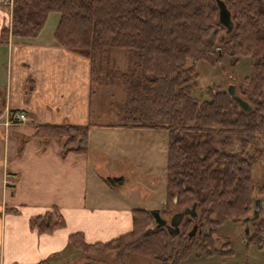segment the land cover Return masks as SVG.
I'll use <instances>...</instances> for the list:
<instances>
[{
	"label": "trees",
	"instance_id": "16d2710c",
	"mask_svg": "<svg viewBox=\"0 0 264 264\" xmlns=\"http://www.w3.org/2000/svg\"><path fill=\"white\" fill-rule=\"evenodd\" d=\"M219 1L230 14L228 34L218 22L217 0H11L10 25L1 30L0 44L37 39L49 15L58 14L53 41L89 60L90 98L96 89L113 88L118 81L124 94L119 126L167 134L161 217L169 219L173 208L182 211L195 204L198 223L206 228L201 236L187 237L193 226L187 217L179 235L170 236L155 228L149 212L137 209L132 211L131 232L107 243L87 244L82 234L70 235L69 245L81 259L114 254L119 264H126L128 255H136L159 264H180L190 256L233 254L230 243L216 249L213 237L219 226L241 224L252 212L248 157L257 139L264 140V0ZM112 51L125 53L124 72L111 62ZM222 58L232 67L243 59L249 62V74L235 87L249 113L223 90L208 88L202 101L193 97L198 89L194 64L215 69ZM90 128L37 126L34 136L63 140V157L85 155ZM103 182L109 187L122 183ZM259 192L264 193V185ZM29 225L51 234L65 222L53 208L31 218ZM250 230L247 241L263 249L264 213Z\"/></svg>",
	"mask_w": 264,
	"mask_h": 264
},
{
	"label": "crops",
	"instance_id": "0c3cea01",
	"mask_svg": "<svg viewBox=\"0 0 264 264\" xmlns=\"http://www.w3.org/2000/svg\"><path fill=\"white\" fill-rule=\"evenodd\" d=\"M7 1L0 0V34L10 25L2 8ZM50 15L37 39L0 44V264H72L81 259L69 245L70 235L82 234L85 243L95 244L131 232L132 211L138 208L106 194L117 186L103 180L123 182L126 170L136 177L134 164L144 156L136 153L144 150L138 143L147 151L160 132L92 122L96 94L89 96V60L54 43L59 17L48 28ZM16 111L25 114L26 123H8ZM47 125H90L87 154L63 157V140L35 138V128ZM117 159L124 162L121 168L113 164ZM146 178L154 186L155 180ZM53 208L63 229L40 234L30 227L31 218Z\"/></svg>",
	"mask_w": 264,
	"mask_h": 264
},
{
	"label": "rangeland",
	"instance_id": "374dc122",
	"mask_svg": "<svg viewBox=\"0 0 264 264\" xmlns=\"http://www.w3.org/2000/svg\"><path fill=\"white\" fill-rule=\"evenodd\" d=\"M59 17L58 14H51L48 28L54 25V21ZM111 62L116 66L120 73L124 72L126 67V56L124 52L112 51ZM249 62L246 59L240 60L236 67L230 65L228 58L219 60L215 69H210L204 63L194 64L196 73L198 75L197 91L193 93V97L199 100L206 98V90L219 89L226 91L229 87L234 86L238 89L242 79L249 74ZM115 87L103 86L96 89V95L93 98V112L92 122L98 125L116 126L121 124L120 114L124 102V94L118 81ZM112 94V97L110 95ZM156 138L153 144L148 147L153 151H146L147 148L144 142H139L144 150L137 148V154H143L142 159L135 162V175L130 176L129 171H125L123 185H117L113 191L105 189L106 194H112L122 199L131 200V203L138 209H145V211H155L162 208V202L165 196L166 188V160L167 148L166 140L167 134L165 132H158L154 135ZM146 153V154H145ZM148 154V155H147ZM249 160L252 162V186L254 200L264 199V193L259 190L264 185V140L257 139L255 146L249 152ZM115 166L121 168L124 162L117 159ZM129 168L130 165L126 164ZM155 180L154 186L147 183V176ZM264 207V206H263ZM173 208L172 215L179 212ZM252 214V213H251ZM171 215V216H172ZM169 220V219H168ZM215 241V248L221 249L226 247L225 244L230 243V250L233 251L229 256H215V257H194L190 256L180 264H264V248L259 249L253 245L247 238H244L243 226L240 223L226 222L216 229V234L213 237ZM227 249V248H226ZM80 257V253L74 252ZM72 254V253H71ZM81 259V258H80ZM126 264H159L158 262L148 260L146 258L128 255L126 257ZM72 264H119L114 254H100L87 255L84 259L79 260L78 257L74 259Z\"/></svg>",
	"mask_w": 264,
	"mask_h": 264
},
{
	"label": "water",
	"instance_id": "95a60500",
	"mask_svg": "<svg viewBox=\"0 0 264 264\" xmlns=\"http://www.w3.org/2000/svg\"><path fill=\"white\" fill-rule=\"evenodd\" d=\"M217 6L219 10L218 22L219 24H221L223 27L226 28L228 34L232 30L230 14L227 11L225 5L221 1L217 0ZM227 94L242 112L249 113L251 111V108L248 106V104L237 96L236 89L234 86L229 87V89L227 90ZM263 205H264V199L253 200V206L251 212L252 214L242 219L241 224L243 225L244 238H249L251 234L250 224L256 223L260 219L261 215L264 213ZM195 210H196V206L195 204H193L190 208H185L181 212L175 213L168 221L161 217L160 210L150 211L149 214L154 220L155 228L165 229L170 236L179 235L180 226L182 225L184 218L190 217L193 220V226L186 236L195 237L201 233V230H198L201 225L197 224L198 217L197 214L195 213Z\"/></svg>",
	"mask_w": 264,
	"mask_h": 264
},
{
	"label": "built area",
	"instance_id": "2783aa9c",
	"mask_svg": "<svg viewBox=\"0 0 264 264\" xmlns=\"http://www.w3.org/2000/svg\"><path fill=\"white\" fill-rule=\"evenodd\" d=\"M6 5L10 8L11 7V1L6 2ZM27 121L26 116L23 112L17 111L12 112L8 116V123L11 124H24Z\"/></svg>",
	"mask_w": 264,
	"mask_h": 264
},
{
	"label": "flooded vegetation",
	"instance_id": "af4514ba",
	"mask_svg": "<svg viewBox=\"0 0 264 264\" xmlns=\"http://www.w3.org/2000/svg\"><path fill=\"white\" fill-rule=\"evenodd\" d=\"M164 204V203H163ZM163 204H162V206H163ZM171 218V217H170ZM169 218V219H170ZM164 219V218H163ZM165 220H167L168 221V219H165ZM198 224H200L201 226H200V228L198 229V230H201V233L198 235V236H201L203 233L205 234V232H206V228L201 224V223H198ZM197 230V231H198Z\"/></svg>",
	"mask_w": 264,
	"mask_h": 264
}]
</instances>
